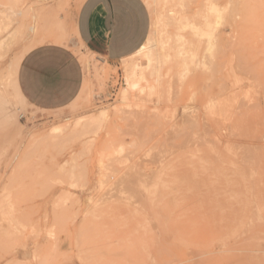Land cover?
Here are the masks:
<instances>
[{"label": "rangeland", "instance_id": "obj_1", "mask_svg": "<svg viewBox=\"0 0 264 264\" xmlns=\"http://www.w3.org/2000/svg\"><path fill=\"white\" fill-rule=\"evenodd\" d=\"M83 1L0 0V264H264V0H144V55L75 48L81 95L37 108L20 64Z\"/></svg>", "mask_w": 264, "mask_h": 264}, {"label": "crops", "instance_id": "obj_2", "mask_svg": "<svg viewBox=\"0 0 264 264\" xmlns=\"http://www.w3.org/2000/svg\"><path fill=\"white\" fill-rule=\"evenodd\" d=\"M150 21L144 0H84L67 42L45 43L25 55L18 72L21 93L43 110L69 106L81 95L86 77L75 48L101 63L117 64L145 45Z\"/></svg>", "mask_w": 264, "mask_h": 264}, {"label": "bare ground", "instance_id": "obj_3", "mask_svg": "<svg viewBox=\"0 0 264 264\" xmlns=\"http://www.w3.org/2000/svg\"><path fill=\"white\" fill-rule=\"evenodd\" d=\"M183 1V0H182ZM180 2H181V0H180ZM182 4H184L185 5V3H183V2H181ZM213 8V7H212ZM218 10V9H217ZM217 10H216V12H217ZM176 14H175V16H172V18H174V19H182V16H184V14L185 13H183L182 12V10L181 11H176L175 12ZM208 13H209V11H208ZM202 16H204L205 17V22H204V24L201 26V24H200V26H198L197 25V23H193V28H194V30H195V32L196 33H199V34H201V35H205V34H207V32H206V30H205V25L207 24V21H208V15H207V13H203L202 14ZM187 18H188V16H187ZM190 19V18H189ZM177 21V20H176ZM190 21H192V20H190ZM178 22H179V20H178ZM186 22V21H185ZM185 22H184V24L183 25H185ZM188 22V21H187ZM186 22V25L188 24ZM193 22V21H192ZM183 23V22H182ZM189 24H190V22H189ZM223 24V23H222ZM229 24V23H228ZM210 25V24H209ZM180 26H182V25H180ZM190 27H191V25H189ZM207 26V25H206ZM212 28V27H211ZM209 29V28H208ZM212 30V29H211ZM213 31V30H212ZM220 31H222V30H220ZM211 33V32H210ZM212 35H213V33H212ZM211 35V36H212ZM182 38H183V36H182ZM152 39H153V36H151V37H149L148 39H147V43L148 44H151V41H152ZM178 40H180V38H179V36H178V38H177ZM182 40V39H181ZM224 41V40H223ZM149 46V45H148ZM147 46V47H148ZM162 51H160V54H158V59H157V61L159 62V61H161V58H164L165 56H167V55H169L167 52H166V50L165 49H167V48H165V44L164 43H162ZM147 50V49H146ZM149 50V49H148ZM143 51V55H144V46L137 52V53H135V54H140L141 52ZM146 52V51H145ZM149 52V51H148ZM166 52V53H165ZM142 54V53H141ZM141 54H140V56H141ZM146 55L148 56V54H147V52H146ZM139 56V57H140ZM146 56V57H147ZM142 57V56H141ZM152 57V56H151ZM150 59V58H149ZM165 59V58H164ZM152 60V59H151ZM149 62V61H148ZM153 62V61H152ZM152 62H150V63H152ZM157 62V63H158ZM149 63V64H150ZM214 63V62H213ZM148 64V65H149ZM153 64V63H152ZM216 65V64H215ZM139 66H140V64L139 63H137V62H134V61H132L131 63H129L128 65H127V70H126V80H127V83H128V85L130 86V87H132V88H135V87H138L139 86V84H140V82L143 80V79H145V72H144V70L143 69H141L140 70V72H139ZM191 66V65H190ZM209 67V66H208ZM212 67V66H211ZM128 88H126L124 91H126ZM107 112H108V110L107 109H102V110H100V112H99V114H98V116H96V117H94V118H103V117H106V115H107ZM94 118H92V120H94ZM83 122V119L82 118H79L77 121H76V123H75V125L77 126V125H80L81 123ZM75 126V127H76ZM57 127V126H56ZM83 127V126H82ZM59 129V128H58ZM54 131H56V129H54ZM57 132V131H56ZM52 133H53V131H52ZM151 225V224H150ZM158 239V238H157ZM221 239V238H220ZM188 243V242H187ZM188 245V244H187ZM229 250V249H228ZM201 260V259H200ZM201 262V261H200ZM194 263V262H193Z\"/></svg>", "mask_w": 264, "mask_h": 264}]
</instances>
